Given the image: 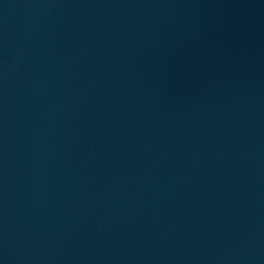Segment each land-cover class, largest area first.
<instances>
[{"label": "water", "instance_id": "obj_1", "mask_svg": "<svg viewBox=\"0 0 264 264\" xmlns=\"http://www.w3.org/2000/svg\"><path fill=\"white\" fill-rule=\"evenodd\" d=\"M0 264H264V0H0Z\"/></svg>", "mask_w": 264, "mask_h": 264}]
</instances>
